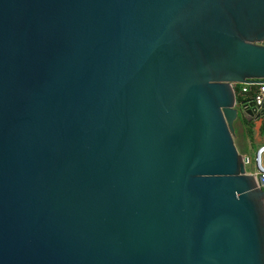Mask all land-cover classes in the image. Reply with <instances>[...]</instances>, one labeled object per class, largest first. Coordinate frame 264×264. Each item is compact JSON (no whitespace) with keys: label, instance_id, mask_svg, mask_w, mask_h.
Masks as SVG:
<instances>
[{"label":"water","instance_id":"obj_1","mask_svg":"<svg viewBox=\"0 0 264 264\" xmlns=\"http://www.w3.org/2000/svg\"><path fill=\"white\" fill-rule=\"evenodd\" d=\"M264 0H0V264H264Z\"/></svg>","mask_w":264,"mask_h":264},{"label":"built area","instance_id":"obj_2","mask_svg":"<svg viewBox=\"0 0 264 264\" xmlns=\"http://www.w3.org/2000/svg\"><path fill=\"white\" fill-rule=\"evenodd\" d=\"M250 86H255L256 90L252 96L253 101L257 104L264 103V82L252 81L249 83L241 84V92H247ZM244 166L250 162L253 163L254 170L252 172L245 171L249 174L255 175L256 181L259 186L264 187V145L258 146L254 151L253 158L245 156Z\"/></svg>","mask_w":264,"mask_h":264},{"label":"rangeland","instance_id":"obj_3","mask_svg":"<svg viewBox=\"0 0 264 264\" xmlns=\"http://www.w3.org/2000/svg\"><path fill=\"white\" fill-rule=\"evenodd\" d=\"M241 114L233 121L234 126V144L240 154H246L250 159L253 158L254 152L250 149L251 135H248L247 125L241 118ZM246 170L252 172L254 170L253 163L245 165Z\"/></svg>","mask_w":264,"mask_h":264},{"label":"crops","instance_id":"obj_4","mask_svg":"<svg viewBox=\"0 0 264 264\" xmlns=\"http://www.w3.org/2000/svg\"><path fill=\"white\" fill-rule=\"evenodd\" d=\"M248 117L249 120L241 116L247 125L246 130L248 131V135H251L250 149L254 152L258 146L264 145V116L257 119L251 118L250 116ZM243 155L247 156L246 154Z\"/></svg>","mask_w":264,"mask_h":264},{"label":"trees","instance_id":"obj_5","mask_svg":"<svg viewBox=\"0 0 264 264\" xmlns=\"http://www.w3.org/2000/svg\"><path fill=\"white\" fill-rule=\"evenodd\" d=\"M255 90H256L255 86H250L247 92H241V84H236L235 92H236L237 100L240 101L243 98L249 97L250 95L253 96Z\"/></svg>","mask_w":264,"mask_h":264}]
</instances>
